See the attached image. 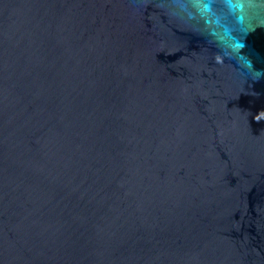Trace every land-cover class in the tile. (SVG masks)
Segmentation results:
<instances>
[{"label": "water", "instance_id": "water-1", "mask_svg": "<svg viewBox=\"0 0 264 264\" xmlns=\"http://www.w3.org/2000/svg\"><path fill=\"white\" fill-rule=\"evenodd\" d=\"M0 264H264V0H0Z\"/></svg>", "mask_w": 264, "mask_h": 264}]
</instances>
